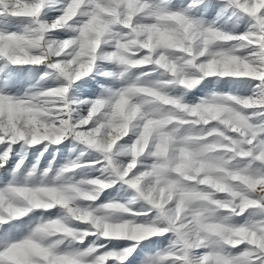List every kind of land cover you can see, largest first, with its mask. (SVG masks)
Returning a JSON list of instances; mask_svg holds the SVG:
<instances>
[{
    "label": "rangeland",
    "instance_id": "rangeland-1",
    "mask_svg": "<svg viewBox=\"0 0 264 264\" xmlns=\"http://www.w3.org/2000/svg\"><path fill=\"white\" fill-rule=\"evenodd\" d=\"M0 264H264V0H0Z\"/></svg>",
    "mask_w": 264,
    "mask_h": 264
},
{
    "label": "bare ground",
    "instance_id": "bare-ground-1",
    "mask_svg": "<svg viewBox=\"0 0 264 264\" xmlns=\"http://www.w3.org/2000/svg\"><path fill=\"white\" fill-rule=\"evenodd\" d=\"M38 9V7L37 6H30V7H28V9H26L27 10V13L28 14H34L35 13V10H37ZM37 12V11H36ZM62 22V21H61ZM63 26H64V24H63ZM246 74V73H245ZM93 132V131H92ZM92 132L90 133V134H92ZM89 134V133H88ZM94 137V136H93ZM93 137L91 136V138L93 139ZM95 138V137H94ZM91 139V140H92ZM148 193H150L151 194V192L149 191ZM153 193V192H152Z\"/></svg>",
    "mask_w": 264,
    "mask_h": 264
}]
</instances>
